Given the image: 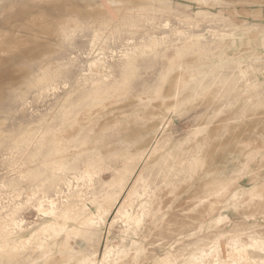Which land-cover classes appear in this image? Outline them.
<instances>
[{
	"label": "rangeland",
	"instance_id": "1",
	"mask_svg": "<svg viewBox=\"0 0 264 264\" xmlns=\"http://www.w3.org/2000/svg\"><path fill=\"white\" fill-rule=\"evenodd\" d=\"M0 264H264V0H0Z\"/></svg>",
	"mask_w": 264,
	"mask_h": 264
}]
</instances>
